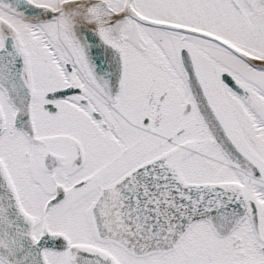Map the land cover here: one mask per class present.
I'll list each match as a JSON object with an SVG mask.
<instances>
[{
    "label": "snow or ice",
    "instance_id": "1",
    "mask_svg": "<svg viewBox=\"0 0 264 264\" xmlns=\"http://www.w3.org/2000/svg\"><path fill=\"white\" fill-rule=\"evenodd\" d=\"M0 264H264V0H0Z\"/></svg>",
    "mask_w": 264,
    "mask_h": 264
}]
</instances>
